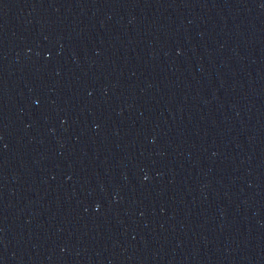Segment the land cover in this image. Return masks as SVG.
I'll return each instance as SVG.
<instances>
[{"label": "water", "instance_id": "obj_1", "mask_svg": "<svg viewBox=\"0 0 264 264\" xmlns=\"http://www.w3.org/2000/svg\"><path fill=\"white\" fill-rule=\"evenodd\" d=\"M0 264H264V0H0Z\"/></svg>", "mask_w": 264, "mask_h": 264}]
</instances>
